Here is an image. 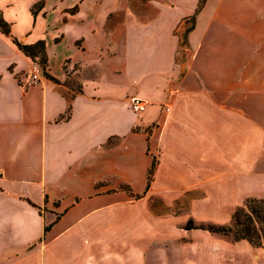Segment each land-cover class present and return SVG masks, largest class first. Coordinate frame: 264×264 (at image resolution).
Instances as JSON below:
<instances>
[{
  "label": "crops",
  "instance_id": "crops-1",
  "mask_svg": "<svg viewBox=\"0 0 264 264\" xmlns=\"http://www.w3.org/2000/svg\"><path fill=\"white\" fill-rule=\"evenodd\" d=\"M0 15V264H264V247L187 227L264 199V0ZM13 38L44 41L45 66Z\"/></svg>",
  "mask_w": 264,
  "mask_h": 264
},
{
  "label": "trees",
  "instance_id": "trees-1",
  "mask_svg": "<svg viewBox=\"0 0 264 264\" xmlns=\"http://www.w3.org/2000/svg\"><path fill=\"white\" fill-rule=\"evenodd\" d=\"M35 13V12H34ZM0 31L9 34L10 26L0 15ZM17 47L38 65L46 64L44 41L39 40L33 44H23L13 38ZM154 164L149 169L148 181L151 179ZM127 189V186H124ZM189 221L187 227H191ZM210 233L230 237L234 241L246 240L254 247H264V199L248 197L235 208L228 224L207 223L197 226Z\"/></svg>",
  "mask_w": 264,
  "mask_h": 264
},
{
  "label": "built area",
  "instance_id": "built-area-1",
  "mask_svg": "<svg viewBox=\"0 0 264 264\" xmlns=\"http://www.w3.org/2000/svg\"><path fill=\"white\" fill-rule=\"evenodd\" d=\"M38 80H39V67L35 65L32 69L28 84H36ZM130 103H131L132 111L135 113L144 112L148 104L146 100L136 97V96H133L130 98Z\"/></svg>",
  "mask_w": 264,
  "mask_h": 264
},
{
  "label": "rangeland",
  "instance_id": "rangeland-1",
  "mask_svg": "<svg viewBox=\"0 0 264 264\" xmlns=\"http://www.w3.org/2000/svg\"><path fill=\"white\" fill-rule=\"evenodd\" d=\"M143 1H146V0H143ZM39 7H40V3L38 2V3H36V4L34 5L33 10H37V9H39ZM124 186H126V185H124ZM248 197H255V196H248ZM248 197H246V198H248ZM246 198H244V199H246ZM244 199H243V200H242L237 206L241 205V204L243 203ZM150 203H151L152 207H155L157 210H160V209H162V207H163V203H162V201L159 200V199H157V198H154V199L152 198V199L150 200ZM184 203H186V201H185V202H181V203L178 202V203H177V206H175L174 208H176L177 210H178L180 207H181V208H185L187 204H184ZM237 206H235V207L233 208V210H232L231 213H233V211L235 210V208H236ZM229 217H230V216H229ZM228 219H229V218H228ZM226 222H227V221H226ZM226 222H224V223H226ZM207 223H214V222H211V221H201V222H196V221H194V223H192V225L194 224V225L199 226V225H204V224H207ZM215 224H223V223H215ZM226 224H228V223H226ZM216 235H218V234H216ZM218 236L223 237L224 239H226V240H228V241H234V240H232L230 237H227V236H222V235H218Z\"/></svg>",
  "mask_w": 264,
  "mask_h": 264
}]
</instances>
